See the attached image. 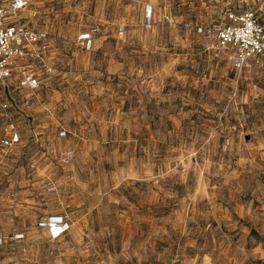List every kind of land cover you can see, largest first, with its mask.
Instances as JSON below:
<instances>
[{
    "label": "rangeland",
    "instance_id": "1",
    "mask_svg": "<svg viewBox=\"0 0 264 264\" xmlns=\"http://www.w3.org/2000/svg\"><path fill=\"white\" fill-rule=\"evenodd\" d=\"M227 10L264 20V0H33L21 11L52 38V69L34 93L12 87L16 106L0 111V138L6 116L21 138L0 143V264L250 253L238 228L253 224L234 210L264 206V58L236 69L214 55L206 30ZM91 28L86 50L77 36ZM55 215L68 221L56 239L38 223Z\"/></svg>",
    "mask_w": 264,
    "mask_h": 264
},
{
    "label": "built area",
    "instance_id": "2",
    "mask_svg": "<svg viewBox=\"0 0 264 264\" xmlns=\"http://www.w3.org/2000/svg\"><path fill=\"white\" fill-rule=\"evenodd\" d=\"M32 1L0 0V111H6L11 105L13 107L5 95V88L10 95L12 87L20 94L34 93L40 87L44 74L52 69L48 60L52 38L46 31L30 27L20 19V11ZM150 13L151 8L148 7L147 17ZM223 18L214 29L206 30L214 36L210 45L214 55L222 54L236 69L250 61L258 62L263 59L264 20L253 10H227ZM198 30H202V27H198ZM94 31L87 30L77 36V42L83 49L88 50L93 45ZM14 103L16 104L15 100ZM3 124L1 145L13 147L20 144V134L13 119L6 116ZM39 224L47 226L49 236L54 239L68 227V221L57 215L49 216ZM21 238V233L14 232L10 239L16 242Z\"/></svg>",
    "mask_w": 264,
    "mask_h": 264
},
{
    "label": "crops",
    "instance_id": "3",
    "mask_svg": "<svg viewBox=\"0 0 264 264\" xmlns=\"http://www.w3.org/2000/svg\"><path fill=\"white\" fill-rule=\"evenodd\" d=\"M31 3H29V5ZM152 5H153V2H152ZM151 8L153 10V7ZM20 19L24 24L30 27L36 28L35 26L28 23L27 21H24L21 15H20ZM92 29H96V28H91V30ZM94 41H95V38L93 40V44H94ZM50 55H51V44L49 48V56ZM234 213H236L239 217H242V218L243 216H246L247 217L246 221L247 222L251 221L253 224V225H250L249 228L241 226V225L238 228L237 224H235V226L233 227V229L238 228L240 231L246 232L245 243L248 246L247 250L248 251L251 250L250 253H229L227 256V260L224 259L223 261H220V262L216 259L212 260V257L214 256L213 253H196L195 258H192V259H194L198 263L202 261V264H264V206H262L259 209L252 210L250 205H239V206H236ZM245 219L246 218H244L243 220ZM251 229L258 232V239L248 236L249 230ZM69 232L70 230L66 232L65 234H68ZM198 258H200V260H198Z\"/></svg>",
    "mask_w": 264,
    "mask_h": 264
},
{
    "label": "water",
    "instance_id": "4",
    "mask_svg": "<svg viewBox=\"0 0 264 264\" xmlns=\"http://www.w3.org/2000/svg\"><path fill=\"white\" fill-rule=\"evenodd\" d=\"M5 95L6 97L10 100V102L13 104V106H16V104L14 103L13 98L11 97V95L9 94L8 90L5 88Z\"/></svg>",
    "mask_w": 264,
    "mask_h": 264
},
{
    "label": "trees",
    "instance_id": "5",
    "mask_svg": "<svg viewBox=\"0 0 264 264\" xmlns=\"http://www.w3.org/2000/svg\"><path fill=\"white\" fill-rule=\"evenodd\" d=\"M251 234H254V231L253 230H251ZM11 240V239H10Z\"/></svg>",
    "mask_w": 264,
    "mask_h": 264
}]
</instances>
